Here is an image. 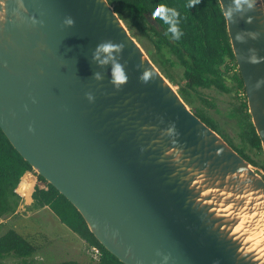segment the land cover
<instances>
[{
  "label": "water",
  "instance_id": "95a60500",
  "mask_svg": "<svg viewBox=\"0 0 264 264\" xmlns=\"http://www.w3.org/2000/svg\"><path fill=\"white\" fill-rule=\"evenodd\" d=\"M218 1L264 151V1ZM0 12V128L110 253L264 264V169L194 113L108 0H2Z\"/></svg>",
  "mask_w": 264,
  "mask_h": 264
},
{
  "label": "trees",
  "instance_id": "16d2710c",
  "mask_svg": "<svg viewBox=\"0 0 264 264\" xmlns=\"http://www.w3.org/2000/svg\"><path fill=\"white\" fill-rule=\"evenodd\" d=\"M115 12L127 27L136 29L142 37L150 40L156 48L151 60L165 77L171 80L168 67L183 68L184 84L178 92L185 102L190 101V91L198 87L213 88L220 93L244 92V84L235 61L230 44L226 22L220 13L218 0H200L192 8H188V0H108ZM164 4L175 8L180 13V28L183 32L180 40H175L168 31L169 25L152 15L155 6ZM151 14L160 25L156 30L147 20ZM172 82V81H170ZM174 84V83H173ZM205 101V100H203ZM235 109L240 113L237 135L241 145L223 130L218 122L205 111L197 107L193 110L207 125L217 131L241 156L258 166V162L250 156L249 150L262 151L261 141L248 113L246 96ZM264 169V162L259 163ZM31 171L27 161L15 150L0 128V217L14 214L22 197L15 191L23 175ZM37 183L31 194L28 210L47 207L72 232L84 241L88 248L97 246L100 257L96 264H124L110 253L89 230L79 211L54 186L42 176L36 175ZM32 184L25 193L30 200ZM46 236L26 237L14 229L0 235V261L13 256L21 258L19 264H31L26 259L32 257L39 248V242ZM95 259V258H94ZM37 264H84L76 260H64Z\"/></svg>",
  "mask_w": 264,
  "mask_h": 264
},
{
  "label": "rangeland",
  "instance_id": "374dc122",
  "mask_svg": "<svg viewBox=\"0 0 264 264\" xmlns=\"http://www.w3.org/2000/svg\"><path fill=\"white\" fill-rule=\"evenodd\" d=\"M128 29L151 58L156 52L153 43L142 37L136 29L130 27ZM168 70L171 74V80L169 81H172V84L174 83L173 86L178 91L180 86L184 84L183 68L178 65L169 66ZM189 97L190 101L186 103L192 110L197 109V107L205 110L212 119L218 122L223 130L230 134L236 143L241 145L235 130V128L238 129L240 113L235 107L243 100L242 92L237 94L234 91L220 93L213 88L198 87L197 91H190ZM249 154L258 162V167L259 163L262 164L264 162L263 150L261 152L249 150ZM32 181H34V177H32ZM25 198L27 199V196ZM28 202L22 199L17 214H7L0 217V235L9 229H14L26 237L34 238L37 234L46 236L45 240L39 242L37 252L26 259L28 263L37 264L76 260L84 264H96L98 260L94 259L87 244L67 226L61 224L58 217L50 209L28 210L27 205L31 201ZM21 262V258L10 256L0 261V264H19Z\"/></svg>",
  "mask_w": 264,
  "mask_h": 264
},
{
  "label": "clouds",
  "instance_id": "9594fccd",
  "mask_svg": "<svg viewBox=\"0 0 264 264\" xmlns=\"http://www.w3.org/2000/svg\"><path fill=\"white\" fill-rule=\"evenodd\" d=\"M0 2H2V0H0ZM199 2L200 0H188L187 7L192 8ZM243 2L247 3V0H243ZM248 6L251 7L252 4L249 3ZM240 7H241V0H236V8L239 9ZM220 13L224 21L227 22L228 18L231 16V11L224 12L223 9L221 8ZM152 15L160 18L165 24L169 25L170 27L168 28V31L172 33L173 38L175 40H180V38L183 35V32L181 31V28H180V13L175 8L168 7L164 4H159L153 8ZM3 16H4V13L0 12V19H2ZM67 23L72 24L73 21L69 19ZM115 48H116V45H113L111 43L101 44L98 46V53L103 52V53L108 54V56H110ZM103 62H106V60ZM113 78L115 81H123L124 79H126L124 69L118 63L115 64L113 67ZM257 86L259 87V82ZM242 94L246 96L245 89ZM33 175L35 176V174ZM36 182H37V177H36Z\"/></svg>",
  "mask_w": 264,
  "mask_h": 264
},
{
  "label": "bare ground",
  "instance_id": "6f19581e",
  "mask_svg": "<svg viewBox=\"0 0 264 264\" xmlns=\"http://www.w3.org/2000/svg\"><path fill=\"white\" fill-rule=\"evenodd\" d=\"M31 183H33L32 175L30 174L24 175L17 187V191L22 195H24L28 190L29 186L31 185Z\"/></svg>",
  "mask_w": 264,
  "mask_h": 264
},
{
  "label": "built area",
  "instance_id": "2783aa9c",
  "mask_svg": "<svg viewBox=\"0 0 264 264\" xmlns=\"http://www.w3.org/2000/svg\"><path fill=\"white\" fill-rule=\"evenodd\" d=\"M27 172H28V174H30V175H32V176L34 177V181H33V183H32V189H31V192H30V195H31V193L33 192L34 187H35V185H36V177L33 175V174H34L33 172H31V171H27ZM15 191H16V192L22 197V199L25 198L21 193H19V192L17 191V188H16ZM90 253L92 254V256H93L95 259H99V257H100V250H99V248H98L97 246H92V247H90Z\"/></svg>",
  "mask_w": 264,
  "mask_h": 264
},
{
  "label": "crops",
  "instance_id": "0c3cea01",
  "mask_svg": "<svg viewBox=\"0 0 264 264\" xmlns=\"http://www.w3.org/2000/svg\"><path fill=\"white\" fill-rule=\"evenodd\" d=\"M27 174H28V172H26V173H25V175H27ZM32 177H33V176H32ZM24 199L26 200V202H28L26 198H24ZM31 200H32V199H31V195H30V200H29V202H30ZM29 202H28V203H29ZM19 206H20V205H19ZM41 209H48V208H47V207H45V208H41ZM48 210H49V209H48ZM18 211H19V208L17 209V212H16V213H14V214H17V213H18Z\"/></svg>",
  "mask_w": 264,
  "mask_h": 264
}]
</instances>
